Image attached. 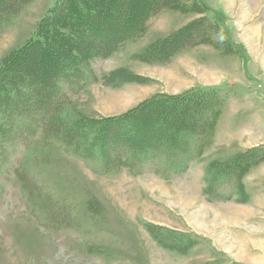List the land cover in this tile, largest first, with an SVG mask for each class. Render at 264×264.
Returning <instances> with one entry per match:
<instances>
[{
  "label": "rangeland",
  "instance_id": "obj_1",
  "mask_svg": "<svg viewBox=\"0 0 264 264\" xmlns=\"http://www.w3.org/2000/svg\"><path fill=\"white\" fill-rule=\"evenodd\" d=\"M56 1L29 0L0 20V76L7 75L8 83L3 93L13 97L23 88L29 101L47 96L37 91L34 79L25 85L12 77L11 66L33 64L30 55L17 57L18 51L38 38ZM160 1L153 12L145 6L143 30L119 40L111 56L103 49L116 31L107 24L95 38L82 35L79 46L64 42V52L49 55L55 66H70L68 50L76 49L89 84L70 88L57 80L65 137L43 132L49 118L41 102L31 119L33 141H21L13 129L5 135L11 144L0 143V264H264V0H202L219 8L231 34L232 24L235 50L225 54L215 46L180 42L166 52L172 55L169 63L166 55H153L155 44L199 16L183 15L170 1ZM196 88L218 92L216 100L206 99L204 112L215 105L219 120L213 130L198 120L191 134L180 137L191 128L190 112L181 124L180 107L161 103L155 110L147 102ZM143 103L139 121L132 114ZM7 114L0 110V126ZM27 118L15 116L13 123ZM125 120L139 131L133 127V138L115 135L134 132ZM155 125L179 132L185 154L163 153L151 143L168 160L133 163V149L139 152L132 158L146 150L133 139ZM99 127L100 132L109 128L107 149L80 154ZM251 149H257L255 156ZM244 154V162L229 165Z\"/></svg>",
  "mask_w": 264,
  "mask_h": 264
},
{
  "label": "trees",
  "instance_id": "obj_2",
  "mask_svg": "<svg viewBox=\"0 0 264 264\" xmlns=\"http://www.w3.org/2000/svg\"><path fill=\"white\" fill-rule=\"evenodd\" d=\"M2 1L4 2L6 0H2ZM7 1L8 4L1 3L0 0V20H2L3 17H5V15L8 14L7 10L9 8L14 9L16 6L18 7L20 5L26 4L29 0H7ZM158 1L159 0H155V1L152 0L151 2H149L148 0H120L119 2H114L111 0V2L113 3H112V10H110L109 8H111V6L109 0H57L53 12L54 14L48 19H45L41 24V26L38 28V38L35 39L32 43H30L27 47L18 51L22 56L21 55L19 56L18 54L17 57L26 58L27 56L30 55L33 64L31 66H26L25 63L23 64L21 63L20 65L18 64L15 67L14 65L15 62H14L13 65L11 66V68L14 69V72H12V77L13 75H15L16 79H19L20 83H23L24 81L25 85L28 84L26 83V80L34 79V82L38 83V85L35 87L37 91L44 90L48 94L47 96L42 95L43 98L40 99V101H29L24 96V92L26 90L22 88L23 91L21 93L16 94V96L14 95L12 97V94L10 96L9 94L2 92L3 91L2 89L7 88L6 85H8V83L6 82L7 75L6 77L5 75L0 76V84H2V87H0V91L2 93V96H0V100L2 101L1 103L2 105H0V110H3L4 112L7 111L9 112V114L3 115L4 122L9 125L4 126V122H3L2 125L0 126V143L5 145L7 142L9 143L11 142L6 140V136L8 135L9 131H12L13 129L14 131H18L19 135L22 137L20 139L21 141H24L25 139H29L30 141H33V138L37 135V133L29 131V129H32L33 126V122L31 125V121H32L31 119H32V115L35 114L37 111H39L38 110L39 107L37 105L38 104L41 105V102L43 104V110L45 111L46 114H48V115L44 114V116L49 118V125L47 124L44 125L43 123H41L44 126L43 132L50 136L62 134L63 137H65L68 131H65L66 130L65 126H63L62 121L64 118L62 119V114L59 109L62 100H60L59 102V99H57V97L59 96L57 95V92L60 90L62 83H65L70 88H80L81 86L88 85L89 80L87 79L86 76L87 71L81 67L82 60L79 54L77 53V51H75L76 49H74V51L72 52L68 50L69 52L67 54L69 56L71 55L69 59L71 60L70 66H66L65 63L61 65H58L56 63L57 65L55 66L53 63L54 61L52 60V58H50L49 55H53L59 51L64 52L65 48L62 46L65 44L64 42H69V41L71 43L75 42V45H77V43H79L80 41H84L80 39L82 35H86L85 37L90 36L95 38L97 36V32H102L104 30L105 25L107 24L112 26L111 30L112 28H114L113 30L116 31L115 34L112 33L113 34L112 37L114 36L115 40H113V38L111 37L112 40L111 43H107L103 49L104 53L107 56H111V54H113L116 51L115 50L116 43L119 40H122L123 38L128 39L130 37L129 34L131 32L133 33L135 30H139V29L143 30L142 25L145 19L144 17L146 13L149 14V11L147 8H145V6H149L153 12V9L157 7ZM162 1L163 0H161L160 2ZM168 1H170L172 6L177 8L178 11H181L183 15H187V16L198 15L199 17L191 20L186 26L179 28L177 31L173 32V34L162 39V42L156 43L155 44L156 46L154 45L155 48L153 55H156V57L158 56V58L159 57L164 58L166 52H170L175 47L177 49V46L180 44V42H184L183 44H191L193 41L199 43V44L192 43L195 44L196 46L202 44L215 46L217 50L219 51L221 50L220 52H223L225 54H228L226 52H232L233 50H235L233 49V47L236 48V45L234 43V40L232 39L233 37L226 28L225 17L222 16V14H217V11L211 9L202 0H168ZM113 5L114 8L117 7L118 9L114 10ZM59 8L61 9V14L56 12L57 9ZM109 10L111 11V13ZM109 14H112V17L109 19L110 23L109 22L107 23L106 20L109 17ZM86 32L88 35L86 34ZM217 37H220V39H217ZM222 38H224V40L221 42ZM83 48L86 51V53L89 51V48L86 50L87 47H85L84 45ZM166 57L167 58L164 62H168L169 59L172 58V55L171 56L166 55ZM44 58H47V60ZM39 60H41L43 64L42 63L40 64ZM41 65L42 67H40ZM75 68H76V74L73 72ZM72 75L74 77H71ZM57 80L63 82L59 84L57 83ZM34 82H32V84H34ZM47 82L49 83L52 82L53 83L52 86L51 85L49 86ZM54 88L57 91H55ZM201 89L204 90H197V88L190 89L187 92H185V94L178 95L176 97H172V96L153 97L147 102V104H149V106L155 110L158 106H160L161 103L162 105L171 104L174 106H178L181 109L178 115H180L181 117L186 115V113L190 112L191 117L189 116L186 122L189 123V121H191L190 123L191 125H188L191 128L185 129L187 128L185 127L183 131H181L180 137L181 136L185 137L188 134H191L192 131L190 130H192V126H195L198 120L203 123L204 127H210L211 130H213L217 126V122L220 116V111L217 109L215 111L216 108L215 105H213L212 109L209 108L207 110L208 113L204 112V109H205V105H207L206 99L213 97L216 100L218 98V92L213 88H201ZM49 103L50 105H48ZM145 106L146 104L143 103L139 107H136L132 115L135 116L139 115L141 111H143V108H145ZM207 114H209L210 116L209 118L207 117ZM18 115L21 118L23 116H28V118L25 122H22L20 124H15L13 123V121L15 116ZM178 115H176L177 120L179 119V123L184 124L183 123L184 117L180 118ZM196 115H197V119L193 120ZM161 116L170 121V119L167 118L166 113L165 114L162 113ZM137 117L139 118L141 116L139 115ZM156 117H159V115L154 116V119H156ZM142 119L143 118H139V121H142ZM116 120H111L110 122H115ZM124 122L125 124L129 125V129H132L134 132L131 131L128 133V131L123 130L121 132H117L115 135L120 134L119 136L122 137L128 136L130 138H133L132 133L136 134V132L138 131L137 128L129 124L130 122H128L127 120H125ZM11 123L14 126H12ZM214 123L215 126H213ZM52 124H57V125L52 126ZM30 125L31 127H29ZM73 125L74 124H71L70 126ZM137 125L139 126L138 123ZM140 125L141 127H144V124L141 123ZM46 126L48 127L46 128ZM98 126H102V125L98 124ZM159 127L160 125H155L153 128H149L152 129L151 131H154L153 130L154 128L158 129L156 133L154 132L151 133V131L149 132L146 131L145 134L139 135L137 138L133 139V141H135L136 143L138 141H141V146H143L144 149L146 150L144 151L143 156L141 157L139 156V158H132L133 156L135 157L137 152H139L136 149H133L134 150V152H132L133 156H131L129 160L133 161V163L135 164H139V162H141L140 164H143L144 162H150L152 161L153 158L159 159L158 161L161 162L167 161L168 160L167 157L159 156L158 150H152V147L155 145H152L151 143H156L157 145H159L157 147L161 149L163 153L170 152L171 154L176 153L177 155L181 153L185 154L184 144L179 140L181 139L180 137L178 139L179 132H174L172 134L166 131L168 129H162ZM107 129L109 128L104 127L103 129H101L100 132V127H99L98 129L99 131L92 138L91 145L88 144V142L87 144L82 143L83 150L80 154L84 155L90 151H94V152L96 151L99 154H102L103 148L105 147L107 149V145H106L107 142H105V138L110 136ZM87 131L90 134L94 133L92 129ZM127 133L129 135H127ZM175 137L176 139L179 140L178 143H176L178 140L176 141L174 140ZM96 138L98 139L94 143L93 139L96 140ZM120 144H122V142H120ZM250 152L251 155L255 156L258 151L257 149L254 150L251 149ZM245 154L241 155L239 159H237L239 156L236 157L235 161L229 163V165L231 164L230 166L234 167L236 164H238V162H244L245 161L244 157L247 156ZM141 158L142 160H139ZM217 180H219L218 177Z\"/></svg>",
  "mask_w": 264,
  "mask_h": 264
},
{
  "label": "crops",
  "instance_id": "obj_3",
  "mask_svg": "<svg viewBox=\"0 0 264 264\" xmlns=\"http://www.w3.org/2000/svg\"><path fill=\"white\" fill-rule=\"evenodd\" d=\"M211 3H213V2L211 1ZM210 8H211V9H214L215 11H216V10L219 11V8H218V7L215 8V6L210 5ZM229 21H230V20H229ZM229 21H227V22H229ZM230 26H231V27H230V28H231V32H233L232 34H231V33H230V34H231V36H232V35L234 36V35H235V30H234V28H233V26H232L231 23H230ZM233 30H234V31H233ZM233 36H232V37H233ZM245 53H246V55H248V54H247V51H246V52L243 51V55H244ZM248 56H249V55H248Z\"/></svg>",
  "mask_w": 264,
  "mask_h": 264
}]
</instances>
